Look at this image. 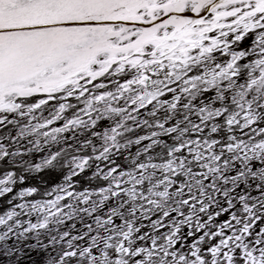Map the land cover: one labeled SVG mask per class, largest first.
I'll return each mask as SVG.
<instances>
[{
  "label": "snow or ice",
  "instance_id": "snow-or-ice-1",
  "mask_svg": "<svg viewBox=\"0 0 264 264\" xmlns=\"http://www.w3.org/2000/svg\"><path fill=\"white\" fill-rule=\"evenodd\" d=\"M0 264H264V0H0Z\"/></svg>",
  "mask_w": 264,
  "mask_h": 264
}]
</instances>
